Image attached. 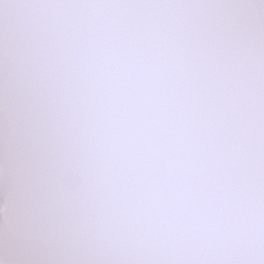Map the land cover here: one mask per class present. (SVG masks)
<instances>
[{"label":"snow or ice","instance_id":"snow-or-ice-1","mask_svg":"<svg viewBox=\"0 0 264 264\" xmlns=\"http://www.w3.org/2000/svg\"><path fill=\"white\" fill-rule=\"evenodd\" d=\"M0 264H264V0H0Z\"/></svg>","mask_w":264,"mask_h":264}]
</instances>
